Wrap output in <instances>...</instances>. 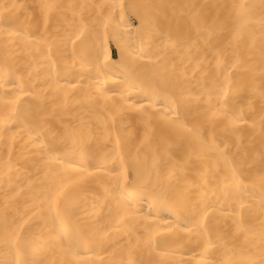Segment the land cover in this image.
I'll return each instance as SVG.
<instances>
[{
    "label": "bare ground",
    "instance_id": "6f19581e",
    "mask_svg": "<svg viewBox=\"0 0 264 264\" xmlns=\"http://www.w3.org/2000/svg\"><path fill=\"white\" fill-rule=\"evenodd\" d=\"M0 264H264V0H0Z\"/></svg>",
    "mask_w": 264,
    "mask_h": 264
}]
</instances>
